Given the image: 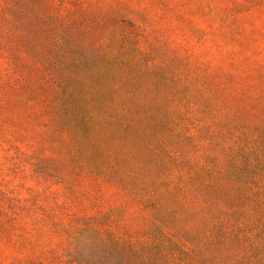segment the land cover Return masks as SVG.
Listing matches in <instances>:
<instances>
[{"label":"rangeland","instance_id":"374dc122","mask_svg":"<svg viewBox=\"0 0 264 264\" xmlns=\"http://www.w3.org/2000/svg\"><path fill=\"white\" fill-rule=\"evenodd\" d=\"M68 79H133L139 95L196 84L223 116L264 127V0H0V264H88L100 235L148 238L151 212L62 127Z\"/></svg>","mask_w":264,"mask_h":264},{"label":"trees","instance_id":"16d2710c","mask_svg":"<svg viewBox=\"0 0 264 264\" xmlns=\"http://www.w3.org/2000/svg\"><path fill=\"white\" fill-rule=\"evenodd\" d=\"M117 82L58 85L62 127L99 145L93 172L152 216L146 241L100 235L88 264H264V127L223 116L196 84L153 80L159 93L139 95ZM111 146L113 165L99 154Z\"/></svg>","mask_w":264,"mask_h":264}]
</instances>
